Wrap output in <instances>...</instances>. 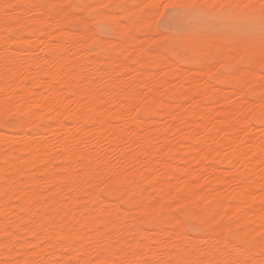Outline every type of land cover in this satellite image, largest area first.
<instances>
[{"label":"bare ground","instance_id":"bare-ground-1","mask_svg":"<svg viewBox=\"0 0 264 264\" xmlns=\"http://www.w3.org/2000/svg\"><path fill=\"white\" fill-rule=\"evenodd\" d=\"M144 2L0 0V122L17 120L0 132V264H176L234 248L264 264L259 11L194 13L209 27L184 35L158 31Z\"/></svg>","mask_w":264,"mask_h":264},{"label":"snow or ice","instance_id":"snow-or-ice-1","mask_svg":"<svg viewBox=\"0 0 264 264\" xmlns=\"http://www.w3.org/2000/svg\"><path fill=\"white\" fill-rule=\"evenodd\" d=\"M10 8H15V5H9ZM29 11L32 9H38L43 7L42 5H30ZM48 7L51 8H73L72 4L67 5H59V4H51ZM82 7V6H75ZM111 7L108 4H101L99 8L107 9ZM116 7H120V5H116ZM136 8L146 17H148L152 23L155 25L156 29L159 31L160 29L171 30L172 22L176 18L178 11L185 10L187 14L191 15L194 13H202V12H211L212 10H219V12L225 14L228 17H234L243 15L247 10H257L260 14L261 21V31L262 36H264V0H261L259 5L253 3H209L208 0H204L201 3H173L172 0H145L144 3L136 5ZM91 15V13H89ZM18 22V21H17ZM81 24H85L86 21L81 19L79 21ZM152 25H149L151 27ZM6 117L3 120V126H10L11 123L16 122L15 116H8L7 113H3ZM261 155L264 156V146L261 149ZM261 205L264 207V196L261 199ZM264 219V216H262ZM262 230L260 232V247L262 251H264V224L261 226ZM234 233L230 230L229 235H233ZM195 250V249H194ZM217 251H219L217 249ZM201 255L207 257L209 255L208 252H202ZM101 264H117L115 261H101ZM125 264H151V262L146 260H134V261H126ZM155 264H172L171 261H156ZM176 264H254L253 260L250 258H244L242 250L233 249L231 253L221 259H194V260H180L177 261Z\"/></svg>","mask_w":264,"mask_h":264},{"label":"rangeland","instance_id":"rangeland-1","mask_svg":"<svg viewBox=\"0 0 264 264\" xmlns=\"http://www.w3.org/2000/svg\"><path fill=\"white\" fill-rule=\"evenodd\" d=\"M176 3H182V2L179 1ZM172 27H171V30H167V29L162 28V29H160V31L169 32V31H172L174 29V31H172L174 33L187 35V34H189V32H202L203 30L207 29L209 27V25L205 19L197 18L194 14L189 15V14H187V12L185 10H180V11H178L176 18L172 22ZM178 28H180V31L177 30ZM214 30L216 32H220L221 28H220V26H216V27H214ZM97 32H98V35L100 37H104V38L110 37L107 30L102 28V27H97ZM180 64L183 65L182 63H180ZM3 120L0 122V132L4 133L6 135L7 134H14L16 132V129H17L16 128L17 120L15 119L16 122L11 123L12 126L10 125L7 127L3 126ZM104 198L106 200H110L106 196ZM173 214H175L178 218H180L183 221L184 228L189 233L190 236H194L198 233V231H199L198 225L191 224L190 222L186 221L183 218V210L182 209H175L173 211ZM142 218L144 219L143 216H142Z\"/></svg>","mask_w":264,"mask_h":264}]
</instances>
